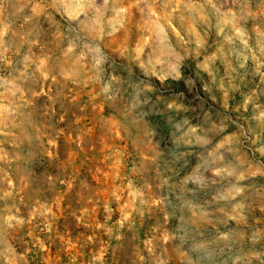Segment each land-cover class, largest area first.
Here are the masks:
<instances>
[{
    "label": "rangeland",
    "instance_id": "374dc122",
    "mask_svg": "<svg viewBox=\"0 0 264 264\" xmlns=\"http://www.w3.org/2000/svg\"><path fill=\"white\" fill-rule=\"evenodd\" d=\"M0 264H264V0H0Z\"/></svg>",
    "mask_w": 264,
    "mask_h": 264
}]
</instances>
